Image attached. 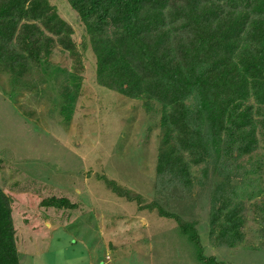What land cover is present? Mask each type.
Segmentation results:
<instances>
[{"label": "rangeland", "instance_id": "obj_1", "mask_svg": "<svg viewBox=\"0 0 264 264\" xmlns=\"http://www.w3.org/2000/svg\"><path fill=\"white\" fill-rule=\"evenodd\" d=\"M47 2V14L68 27L61 34L40 21L42 35L15 24L11 34L0 28V190L12 237L22 245L23 226L42 231L45 218L66 224L54 230L58 239L46 252L20 246L19 264H103L108 252L111 264H264V102L250 86L234 109L226 107L221 81L207 86L206 100L190 89L181 101L193 147L184 149L167 121L171 106L101 84L80 15L68 0ZM32 33L41 47L30 54ZM64 34L72 46L59 41ZM203 100L222 119L212 123ZM244 110L253 125L250 144L236 125ZM111 210L121 220L109 219ZM116 222L125 239L115 244L97 230L113 235Z\"/></svg>", "mask_w": 264, "mask_h": 264}, {"label": "trees", "instance_id": "obj_2", "mask_svg": "<svg viewBox=\"0 0 264 264\" xmlns=\"http://www.w3.org/2000/svg\"><path fill=\"white\" fill-rule=\"evenodd\" d=\"M68 1L91 36L100 83L131 97L155 98L169 104L167 121L182 148L193 147L181 101L190 89L206 100L207 86L221 81L230 96L225 100L226 107L232 105L234 109L235 100L243 97L250 86L256 100L264 102V0H207L204 4L200 0ZM190 4L195 9L184 14L183 8ZM47 12V0H0V28L7 32L15 24L27 34L32 31L42 35L36 25L40 21L55 34L68 29L54 12ZM55 19L57 24L51 25ZM33 33L31 51L25 48L30 54L41 47L40 38ZM240 40L245 41L242 46ZM59 41L71 45L68 34ZM190 53L194 62L188 65ZM202 65H206L203 70ZM205 100L203 107L210 121L216 123V116L221 118L222 112L216 114ZM244 111L237 113L236 125L250 144L253 125ZM112 190L128 200L138 199V195H127L117 186ZM0 264H19L10 209L1 190Z\"/></svg>", "mask_w": 264, "mask_h": 264}, {"label": "crops", "instance_id": "obj_3", "mask_svg": "<svg viewBox=\"0 0 264 264\" xmlns=\"http://www.w3.org/2000/svg\"><path fill=\"white\" fill-rule=\"evenodd\" d=\"M111 200V199H110ZM122 206H124V204L122 205H120L119 207L121 208ZM47 209H49V208H47ZM46 209V210H47ZM113 209V208H112ZM115 209V208H114ZM95 210H96V208H94V211L92 212L94 215H95V218H93V219H95V223H96V225L98 224V223H100L99 225H100V227H102V224L103 223H105V221H104V216H103V218H100V216L101 215H96L94 212H95ZM47 212V214H50V213H48L49 212V210L48 211H46ZM51 212V214L52 215H55L56 216V213H54L53 211H50ZM108 218L109 219H114V220H116V221H118V219L119 220H121V218H119V217H115L114 216V213H113V211L111 210L110 211V214H109V212H108ZM44 229L42 230V231H39V232H36V231H33V230H31V228L29 229V226H27V225H25V226H23V227H25V229L27 228V230L24 232V230L23 231H21L22 233H21V235L23 236V244L22 245H20L17 241H16V239H15V243H16V251H17V255H18V260H19V257H20V251H19V247L21 246L22 248H21V251H22V249L24 248L25 250L27 249L28 251H31V252H34V251H36V248L37 247H39V249L40 250H45L46 249V247L47 246H49V242H50V239L51 238H55V240L57 241V239H58V236H54V234H53V232H54V230H56L57 228H60L61 229V231L64 229L65 230V228H66V224H65V222L62 220V219H60L59 221H56V220H53L52 218H45V220H44ZM19 225H20V223H19ZM120 222H116V224H115V226H116V230H114V232H113V235H111V234H109L110 232V230H107L106 228H104L103 227V229H101V228H99L97 231H98V234L102 237V238H105V239H107V242H108V239H112L113 241H114V243L116 244V242L118 243V242H120V241H122L123 239H125V237H124V235H122L123 234V230H124V228L121 226L120 227ZM111 227H112V224H111ZM110 229V228H109ZM113 229H114V226H113ZM18 231H20L18 228L16 229V233L18 234ZM96 231V232H97ZM106 231V232H105ZM123 231V232H122ZM37 234H39V235H41V236H43L44 238H40V240L36 237V236H38ZM66 234L68 235V233L66 232ZM36 235V236H35ZM17 236V235H16ZM99 236V237H100ZM15 238H18V236L17 237H15ZM71 238V240L73 239V237H70ZM39 240V241H38ZM42 240H44V245L42 244ZM117 240V241H116ZM116 241V242H115ZM37 242H39V246L38 245H36V243ZM25 245V246H24ZM45 247V248H44ZM45 252H46V250H45ZM44 252V253H45ZM113 254L115 255V256H118L119 257V252H118V248H114L113 249ZM116 258V257H115ZM92 260V259H91ZM105 260L106 261H104L103 262V264H111V262H112V257L111 256H109V252H108V255L107 256H105ZM108 260L110 261V262H108ZM97 262V261H96ZM96 262L94 261H92L91 262V264H96ZM89 264H90V262H89Z\"/></svg>", "mask_w": 264, "mask_h": 264}]
</instances>
